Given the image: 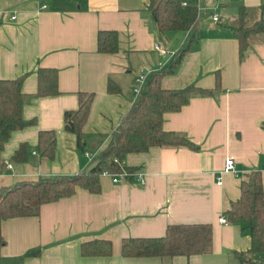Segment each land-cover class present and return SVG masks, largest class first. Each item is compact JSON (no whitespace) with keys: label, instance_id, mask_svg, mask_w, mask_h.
I'll use <instances>...</instances> for the list:
<instances>
[{"label":"crops","instance_id":"1","mask_svg":"<svg viewBox=\"0 0 264 264\" xmlns=\"http://www.w3.org/2000/svg\"><path fill=\"white\" fill-rule=\"evenodd\" d=\"M150 1L0 0V76H24L23 91L33 95L38 68H56L60 90L24 106V118L36 122L15 130L6 142L0 188L91 167L137 99L136 77L168 65L189 40L187 31L159 34ZM262 1L198 0V38L176 70L162 79L165 88H214L220 73L217 94L193 96L179 111L164 114V128L186 134L199 149L156 146L129 153L124 164L141 171L144 183L135 177L115 183L111 175H102L100 193L79 187L72 196L42 205L39 216L4 220L0 264H240L237 252L250 249V233L219 219L240 198L249 171H262L264 188V36L253 38L241 60L231 21L241 4L249 10L250 23L258 20ZM214 13L220 14L219 22L213 21ZM104 29L118 32V52L98 51V32ZM173 38L179 46L170 48ZM157 44L168 54H161ZM110 79L119 93L108 92ZM80 91L95 93L83 154L65 123V112L79 106ZM40 130L57 132L54 159L40 158ZM22 143L29 145L28 160L17 162L13 157ZM227 156L236 159L237 174L223 171ZM180 224L211 225L213 251L190 257L122 254L125 238L161 237L170 225ZM93 240L111 241L112 253L83 255L82 244ZM35 249L42 250L39 256L25 257Z\"/></svg>","mask_w":264,"mask_h":264},{"label":"trees","instance_id":"2","mask_svg":"<svg viewBox=\"0 0 264 264\" xmlns=\"http://www.w3.org/2000/svg\"><path fill=\"white\" fill-rule=\"evenodd\" d=\"M148 10L159 34L170 31L190 32L189 40L171 59L170 63L152 72L142 92L123 115L120 123L111 132L109 144L92 158L91 167L72 175L42 176L37 179H23L0 188V245L4 244L2 222L9 218L39 216L44 204L72 196L77 189L84 188L92 193L102 190L101 176L109 173L133 172L135 168L124 164L129 153L146 152L152 147H188L199 149L186 134L166 130L164 114L175 112L189 103L196 95L212 96L221 89V75L216 74V86L203 88L191 84L184 88H165L163 77L180 65L187 52L197 40L195 31L200 19L198 0H151ZM249 10L243 4L231 21V28L239 41V56L243 60L250 49L253 38L264 36V0L260 5V18L252 23L248 20ZM98 51L116 53L119 51V34L116 30H99ZM38 88L33 95L23 91L24 76L3 79L0 76V173L4 170L2 158L6 142L15 130L35 124L26 120L24 106L33 97L54 96L58 88V70L39 67ZM109 93H119V86L111 79ZM77 109L65 112L66 129L77 136L79 151H86L88 141L84 132L89 119L95 93L80 91ZM264 127V123H263ZM57 146L56 130H40L38 153L40 158L54 159ZM29 145L22 143L13 159L17 162L28 160ZM129 178H133L130 176ZM228 220L249 231L251 247L237 252L240 264L256 263L253 255H259L264 264V188L262 171L251 170L241 183V196L233 201L226 211ZM213 227L200 224L170 225L161 237H128L122 242V254L126 257L192 256L209 254L213 251ZM41 249L30 250L25 257L39 256ZM112 242L93 240L82 244L83 255H110Z\"/></svg>","mask_w":264,"mask_h":264},{"label":"built area","instance_id":"3","mask_svg":"<svg viewBox=\"0 0 264 264\" xmlns=\"http://www.w3.org/2000/svg\"><path fill=\"white\" fill-rule=\"evenodd\" d=\"M42 7L45 8L47 6H46V4H42ZM13 18H15V17H13ZM212 18H213V21H215V22H219L221 20V16L218 13H214L212 15ZM156 47H157V49L159 50V52L161 54H168V51L166 49H164L163 47H161L159 44H157ZM146 81H147V75L145 73L139 74L136 77L135 86L133 88L134 94L136 96L139 95L142 92ZM86 154L88 156L90 155L87 152H86ZM8 166L11 167L10 164ZM223 171L224 172H232V173H235V174L238 173L237 168H236V159L233 156H227L226 157V159L224 161ZM103 175H111L112 178H113V181L115 183H120L124 179H128L130 176L135 177L138 182L144 183V175H143V173L141 171H136V170L135 171L133 170V172L123 171L121 173H115V174H112V173H109L107 171H104ZM218 184H222V177H218ZM219 220L222 223H228L229 222L227 217L224 216V215H222Z\"/></svg>","mask_w":264,"mask_h":264},{"label":"rangeland","instance_id":"4","mask_svg":"<svg viewBox=\"0 0 264 264\" xmlns=\"http://www.w3.org/2000/svg\"><path fill=\"white\" fill-rule=\"evenodd\" d=\"M175 46H179L178 45V40H176L175 38H173L170 48H175ZM92 136H94V135H92ZM254 260L257 261V262L256 263H248V264H261V259H260V256L259 255H254Z\"/></svg>","mask_w":264,"mask_h":264}]
</instances>
